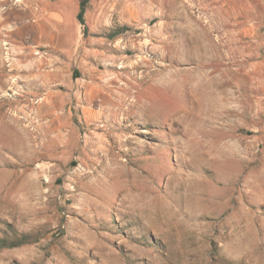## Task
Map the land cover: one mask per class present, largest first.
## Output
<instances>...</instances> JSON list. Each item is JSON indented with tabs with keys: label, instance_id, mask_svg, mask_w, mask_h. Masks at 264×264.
Wrapping results in <instances>:
<instances>
[{
	"label": "rangeland",
	"instance_id": "obj_1",
	"mask_svg": "<svg viewBox=\"0 0 264 264\" xmlns=\"http://www.w3.org/2000/svg\"><path fill=\"white\" fill-rule=\"evenodd\" d=\"M0 1V264H264V0Z\"/></svg>",
	"mask_w": 264,
	"mask_h": 264
},
{
	"label": "crops",
	"instance_id": "obj_2",
	"mask_svg": "<svg viewBox=\"0 0 264 264\" xmlns=\"http://www.w3.org/2000/svg\"><path fill=\"white\" fill-rule=\"evenodd\" d=\"M0 2H1L0 5H3L2 4L3 2L2 1H0ZM30 81H32V80H30ZM39 86L40 87L31 86V90H34L35 92L43 91L46 86L44 85L42 79L40 80ZM77 93H78V91L76 90V94L75 95H77ZM50 95L51 94H47L46 97H43V98L39 99L40 102L38 101L39 104L36 107V111L34 113V117H35V119L39 120V123L43 122V120H45L46 118H52V117H54L53 121L55 122V118H57V116H58L57 115L58 114V110H60V108L63 107L62 104H60L61 105V107H60V105L56 101H54L53 97L51 98ZM37 103H33V104H37ZM39 107H40L41 110L39 109ZM41 128H44V126H41Z\"/></svg>",
	"mask_w": 264,
	"mask_h": 264
},
{
	"label": "trees",
	"instance_id": "obj_3",
	"mask_svg": "<svg viewBox=\"0 0 264 264\" xmlns=\"http://www.w3.org/2000/svg\"><path fill=\"white\" fill-rule=\"evenodd\" d=\"M91 0H79V10L77 14V21L78 24L83 28V34L86 36L89 33V30L86 26L85 16L89 9ZM128 32L127 28H117L116 30L110 31V34H107L110 40H114L116 37L120 36L121 34ZM6 247V244L3 246Z\"/></svg>",
	"mask_w": 264,
	"mask_h": 264
},
{
	"label": "bare ground",
	"instance_id": "obj_4",
	"mask_svg": "<svg viewBox=\"0 0 264 264\" xmlns=\"http://www.w3.org/2000/svg\"><path fill=\"white\" fill-rule=\"evenodd\" d=\"M201 50V49H200ZM223 55V54H222ZM199 56V55H198ZM201 56V55H200ZM195 57V56H194ZM207 58V57H206ZM200 60V59H199ZM203 60V59H202ZM203 64V63H202ZM209 64V63H208ZM185 71V70H184ZM190 71V70H189ZM40 76V75H39ZM39 76H37V77H39ZM211 78V77H210ZM193 79V78H192ZM196 79V78H195ZM37 82V81H36ZM201 82V81H200ZM4 84H6V83H4ZM203 84V83H202ZM3 85V84H2ZM202 98V97H201ZM12 104V103H11ZM15 104V103H14ZM39 109H40V107H39ZM41 110V109H40ZM19 112V111H18ZM41 112V111H40ZM14 120V119H13ZM15 121V120H14ZM33 121V120H32ZM16 124V123H15ZM34 125V124H33ZM40 125V124H39ZM32 127V126H31ZM39 127V126H38ZM13 128V127H12ZM15 128V127H14ZM33 128V127H32ZM11 130V129H10ZM20 131V130H19ZM3 132H4V130H3ZM42 132H43V130H42ZM13 133V132H12ZM15 133V132H14ZM22 133V132H21ZM11 134V133H10ZM7 135H8V133H7ZM15 135V134H14ZM3 136H5V135H3ZM18 136V135H17ZM9 137H10V135H9ZM17 139V138H16ZM13 140V139H12ZM20 140V139H19ZM1 141V140H0ZM20 142H21V140H20ZM10 143V142H9ZM11 144V143H10ZM22 144H24V143H22ZM21 144V145H22ZM6 145V144H5ZM14 145V144H13ZM16 146V145H15Z\"/></svg>",
	"mask_w": 264,
	"mask_h": 264
}]
</instances>
